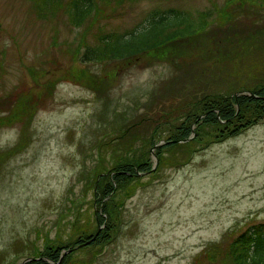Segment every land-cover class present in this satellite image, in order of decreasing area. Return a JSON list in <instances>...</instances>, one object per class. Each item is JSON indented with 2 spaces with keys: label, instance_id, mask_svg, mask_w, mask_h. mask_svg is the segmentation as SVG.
I'll return each mask as SVG.
<instances>
[{
  "label": "rangeland",
  "instance_id": "rangeland-1",
  "mask_svg": "<svg viewBox=\"0 0 264 264\" xmlns=\"http://www.w3.org/2000/svg\"><path fill=\"white\" fill-rule=\"evenodd\" d=\"M35 1L0 0V96L10 104L31 99L34 106L25 127L20 121L0 126V152L6 151L0 156V264H19L35 252L44 257L58 246L60 256L71 250V264H87L93 255L91 264H231L232 238L264 221V115L220 139L214 136L220 125L202 122L187 146H164L154 155L150 148L173 138L187 113H198L202 95L264 84V73L253 70L264 52L247 67L213 69L196 45L208 28L170 44L185 48L175 57L178 67L148 50L82 60L100 34L147 33L148 25L140 24L153 9L173 7L188 22L208 23L231 0H94L99 12L80 25L70 19V0H43L42 7ZM83 71L85 78L114 77L106 96L84 83ZM127 125L114 149L100 145ZM120 161L137 165V175L100 199L97 171ZM101 228L112 240L103 247L104 238L95 237Z\"/></svg>",
  "mask_w": 264,
  "mask_h": 264
},
{
  "label": "trees",
  "instance_id": "trees-1",
  "mask_svg": "<svg viewBox=\"0 0 264 264\" xmlns=\"http://www.w3.org/2000/svg\"><path fill=\"white\" fill-rule=\"evenodd\" d=\"M39 1V4L35 1L37 7H42L46 4L43 0ZM47 1L52 4L53 2L56 3L58 0ZM229 4H227L229 6L225 5L217 8L218 15L215 16L211 22L207 23L206 19L202 18L195 24L187 21L186 14L182 10L173 7L163 10L153 9L140 24L148 25L149 30L147 33L143 32L141 35L136 36L135 28H133L130 31L117 35L114 33L100 34L97 38V43L91 46L88 45L85 50H83L82 60L126 58L148 50L152 52V56L165 55V60H168L174 67H178L181 66L179 65L181 63L178 62L175 57L185 48L176 50L178 46H173V51L170 44L182 41L193 34H198L199 30L203 29L201 32H204L205 29L210 28L206 31L203 40L199 41L198 44L196 43V45H198V51L203 52L200 59L205 61L209 66H212L213 69L222 66L223 70L225 69V71H228L233 66L241 65L242 67L246 65L247 67L248 64L254 63L248 61L252 56L261 51L264 52V19L260 16L261 10L264 7L259 6L262 5V2H259V0H231ZM230 6H233V8H230ZM67 11L71 21L74 24L80 25L90 14L95 11L99 12V9L96 8V2L94 0H70L67 5ZM257 12L260 13L258 14ZM128 34L134 37L130 38L131 35L128 37ZM257 39H260L261 42ZM256 68L258 73H264V59L257 61L253 70ZM217 70L221 71L219 69ZM82 75L83 77H81V79H85L84 83L93 89L97 96H106L107 86L114 80V77L110 78L105 74L99 76L97 79H93L90 73L87 74L88 78H85V71H83ZM229 77L233 79L231 75ZM107 81H109V83ZM246 88L251 90L254 94L239 93L235 95L234 91L230 93L224 92L214 95H202V97L198 99L200 103L198 113H187L185 119L177 126L179 132H177L173 138H185L190 135L191 123L193 121H195L196 127L202 122L220 125L214 135L216 137L215 139L237 133L241 131V129L247 128L252 123H255L258 117L264 115V84L258 86L249 85ZM101 89L102 92L99 93ZM39 98H41V96H39ZM10 102V98H2L0 96V126L20 121L22 127H25L24 123L27 120L26 115H30L34 108L31 99L24 100L18 97L14 104H10ZM201 113L205 114L201 118H198ZM129 127L130 126L127 125L122 131L121 128H118L119 132L116 133V135L108 140H103L100 145L106 143V147L114 149L115 145L122 141L123 135L127 133ZM196 135L189 141L163 144L156 149L155 152L157 153L162 147L168 145L180 146L183 144L187 146ZM22 140L23 138L20 137V141L16 147L21 145ZM114 140L118 142L114 143ZM5 154L6 151L0 152V156ZM143 166L144 164H141L139 167ZM137 169H139L137 165L131 164L128 161L116 162L106 170L103 166L100 167L97 171L96 179L103 181V184L100 189L94 188L95 192L101 193L100 199H102V197L114 191L118 184L122 183L121 185H123L126 183L125 181H129L130 179L133 180V176L137 175ZM128 187L129 185H127L126 189ZM100 199L95 201V203L100 204ZM101 217L102 216L98 215L100 223L104 222L103 217L102 219ZM107 230L104 231V229L101 228L99 235L97 233L95 236L104 238L102 243H107L111 240V238L108 237ZM90 236L91 235H89L88 238ZM92 237L94 236L90 238ZM80 240V238H77L75 242ZM217 245L218 242L216 243V246ZM216 246L209 244L208 247L211 248ZM60 248V246L50 248L46 251L44 257L31 258L24 261L22 264H50L49 260H51L53 264H71L68 261L70 252L62 253L60 256ZM229 254L231 256V264H264V221L248 224L240 233L234 236L229 243ZM38 255L39 254L36 252L28 254V256L33 257H37ZM91 259L92 258L88 259L87 264H91ZM11 264L14 263L11 262Z\"/></svg>",
  "mask_w": 264,
  "mask_h": 264
},
{
  "label": "water",
  "instance_id": "water-1",
  "mask_svg": "<svg viewBox=\"0 0 264 264\" xmlns=\"http://www.w3.org/2000/svg\"><path fill=\"white\" fill-rule=\"evenodd\" d=\"M186 139H188V138H186ZM176 140H178V139L167 140L166 142H169V141H176ZM158 145H160V143L155 144L153 147H156V146H158ZM80 245H81V244H80ZM67 251H68V250H67ZM24 260H26V259H24Z\"/></svg>",
  "mask_w": 264,
  "mask_h": 264
}]
</instances>
